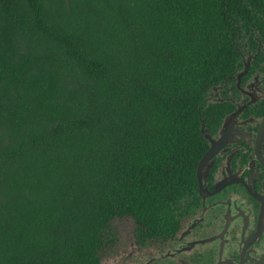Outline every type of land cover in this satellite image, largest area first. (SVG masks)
<instances>
[{
  "label": "trees",
  "instance_id": "trees-1",
  "mask_svg": "<svg viewBox=\"0 0 264 264\" xmlns=\"http://www.w3.org/2000/svg\"><path fill=\"white\" fill-rule=\"evenodd\" d=\"M264 0H0V264H99L172 233L213 85Z\"/></svg>",
  "mask_w": 264,
  "mask_h": 264
},
{
  "label": "flooded vegetation",
  "instance_id": "flooded-vegetation-1",
  "mask_svg": "<svg viewBox=\"0 0 264 264\" xmlns=\"http://www.w3.org/2000/svg\"><path fill=\"white\" fill-rule=\"evenodd\" d=\"M251 32L236 46V68L208 93L205 148L176 229L140 236L127 216L133 242L126 250L110 238L112 264H264V15Z\"/></svg>",
  "mask_w": 264,
  "mask_h": 264
},
{
  "label": "rangeland",
  "instance_id": "rangeland-1",
  "mask_svg": "<svg viewBox=\"0 0 264 264\" xmlns=\"http://www.w3.org/2000/svg\"><path fill=\"white\" fill-rule=\"evenodd\" d=\"M133 227L134 223L130 217L115 218L111 221L107 229L104 231L105 240L104 245L100 250V264H112L113 254L109 251L110 247L106 246L113 242L110 238L113 237V239L116 240L118 237L117 239L120 241L121 246H125L126 250L129 249V246H131L133 242L131 238Z\"/></svg>",
  "mask_w": 264,
  "mask_h": 264
},
{
  "label": "water",
  "instance_id": "water-1",
  "mask_svg": "<svg viewBox=\"0 0 264 264\" xmlns=\"http://www.w3.org/2000/svg\"><path fill=\"white\" fill-rule=\"evenodd\" d=\"M208 156V155H207ZM202 166V161L200 162V164L197 167V177L199 178V174H200V168Z\"/></svg>",
  "mask_w": 264,
  "mask_h": 264
}]
</instances>
